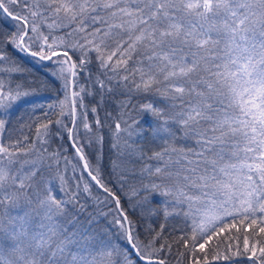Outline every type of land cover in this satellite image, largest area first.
Returning a JSON list of instances; mask_svg holds the SVG:
<instances>
[{
    "label": "snow or ice",
    "instance_id": "1",
    "mask_svg": "<svg viewBox=\"0 0 264 264\" xmlns=\"http://www.w3.org/2000/svg\"><path fill=\"white\" fill-rule=\"evenodd\" d=\"M0 21V264H264V0H0Z\"/></svg>",
    "mask_w": 264,
    "mask_h": 264
},
{
    "label": "trees",
    "instance_id": "2",
    "mask_svg": "<svg viewBox=\"0 0 264 264\" xmlns=\"http://www.w3.org/2000/svg\"><path fill=\"white\" fill-rule=\"evenodd\" d=\"M0 25H3V21H0ZM35 74L42 76V73H39V72H37ZM56 95H57V89L54 86L49 87L46 91L43 92L44 99H42L41 102L44 104L50 103V102L55 100ZM120 99H123V97H121ZM159 99H160V97H153L154 101H159ZM139 102L140 101H138V100L132 101L133 104H136ZM144 102H148V101H144ZM108 113H111V116H108L107 115ZM117 115H118V113H117V109H116V104L111 100L108 102L107 107L102 108L100 110V113H99V118L102 121H105V127L103 128L105 140H104V144H103V148H102V159H100V164L103 168L105 177L107 179H111V177L108 176V173L111 171L112 162L117 159L116 151L111 146L110 141H111L112 136H111V130L108 127V125L114 124L113 117H116ZM153 119L154 118L149 113H142L141 117H140V121L142 124H144L146 129L148 128V125L153 122ZM25 131L27 132V129H25ZM148 131L150 132V129H148ZM88 151L93 152V155L90 157V159L92 160L93 164H95L96 160H97V156L95 155L94 150L89 149ZM71 157H73V154L69 152L68 158H71ZM61 165H62V163H61ZM137 167H139V166H137ZM149 222H151L153 224V226L156 227L158 230L159 225L161 223H163L164 221L160 217H152V218H150ZM174 227L175 228L179 227V224L177 223V221L176 220L169 221V223L167 225V232L165 234L166 235H168V234L178 235V233H173ZM141 231H143V228H141ZM245 264H246V262H245Z\"/></svg>",
    "mask_w": 264,
    "mask_h": 264
},
{
    "label": "rangeland",
    "instance_id": "3",
    "mask_svg": "<svg viewBox=\"0 0 264 264\" xmlns=\"http://www.w3.org/2000/svg\"><path fill=\"white\" fill-rule=\"evenodd\" d=\"M9 27H10V24L8 25ZM69 159V161H73V157H71V158H68ZM95 162V161H94ZM61 163H62V165L61 166H63V160L61 161ZM73 163H74V161H73ZM73 163H69L68 164V172H67V175L69 176V177H71V175H72V172H71V169H72V167H73ZM77 175H79V171H77Z\"/></svg>",
    "mask_w": 264,
    "mask_h": 264
}]
</instances>
